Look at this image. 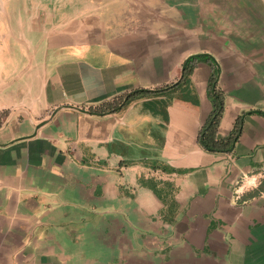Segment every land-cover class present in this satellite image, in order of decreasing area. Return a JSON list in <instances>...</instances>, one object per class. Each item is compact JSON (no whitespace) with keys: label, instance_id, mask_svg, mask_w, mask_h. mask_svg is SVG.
I'll return each instance as SVG.
<instances>
[{"label":"crops","instance_id":"1","mask_svg":"<svg viewBox=\"0 0 264 264\" xmlns=\"http://www.w3.org/2000/svg\"><path fill=\"white\" fill-rule=\"evenodd\" d=\"M0 264H264V0H0Z\"/></svg>","mask_w":264,"mask_h":264},{"label":"trees","instance_id":"2","mask_svg":"<svg viewBox=\"0 0 264 264\" xmlns=\"http://www.w3.org/2000/svg\"><path fill=\"white\" fill-rule=\"evenodd\" d=\"M187 69V68H186ZM214 74L209 78L208 82V94L212 103V110L208 116L207 121L203 125L200 131V139L202 145L212 151H224L227 150L231 143L237 138L239 133L240 120L238 119L230 131V133L225 136L217 137V128L223 111L224 95L223 92L214 84ZM136 94H132L130 97H134ZM108 105H100L96 110L102 111L108 108ZM115 108V107H111Z\"/></svg>","mask_w":264,"mask_h":264},{"label":"rangeland","instance_id":"3","mask_svg":"<svg viewBox=\"0 0 264 264\" xmlns=\"http://www.w3.org/2000/svg\"><path fill=\"white\" fill-rule=\"evenodd\" d=\"M14 3V5H18L21 6V5H25V0H10ZM7 2L9 3V0H7ZM6 18L8 19V16L6 15Z\"/></svg>","mask_w":264,"mask_h":264}]
</instances>
